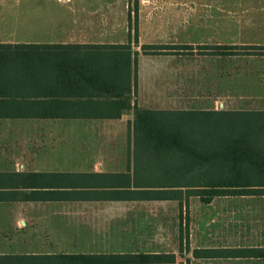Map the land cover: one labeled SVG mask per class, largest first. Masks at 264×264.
<instances>
[{
	"label": "crops",
	"instance_id": "0c3cea01",
	"mask_svg": "<svg viewBox=\"0 0 264 264\" xmlns=\"http://www.w3.org/2000/svg\"><path fill=\"white\" fill-rule=\"evenodd\" d=\"M36 1H54L60 8L57 16L66 21L52 31L59 37L0 44L124 45L130 41L136 53V84L127 111L107 96L31 97L26 103L0 104V109H49L61 115L0 118V173L52 174L59 183L44 190L53 194L51 199L0 201V256L68 254L62 251V243L68 232L77 234L76 227L82 225L68 215L69 208L142 202L113 198L114 188L101 187L108 181H126V173L133 172L130 125L135 106L237 111L247 108L240 106L236 96L228 99L226 83H264V49L252 55L221 53L223 46L264 48V0H119L118 9L115 0ZM143 45L191 49L181 54L146 55ZM206 46L214 47L215 54L199 49ZM42 70L45 73L36 75L38 80L56 78L47 67ZM250 104L251 110L264 111V93L252 94ZM112 111L120 116L92 117ZM84 176L97 186L65 187L67 178L81 180Z\"/></svg>",
	"mask_w": 264,
	"mask_h": 264
},
{
	"label": "trees",
	"instance_id": "16d2710c",
	"mask_svg": "<svg viewBox=\"0 0 264 264\" xmlns=\"http://www.w3.org/2000/svg\"><path fill=\"white\" fill-rule=\"evenodd\" d=\"M134 20L136 22L137 16ZM137 41V32L134 33ZM142 53L181 54L189 46L143 45ZM215 54L214 47H200ZM225 55H252L256 46H223ZM47 67L54 80H38ZM136 84V53L124 45L0 44V104L27 98L107 96L130 109ZM110 110V109H107ZM49 109H0V118L61 116ZM133 172L108 181L112 197L126 201H176L190 197L210 203L218 196L264 197V111L133 109ZM91 116V115H89ZM117 118L120 112L92 115ZM52 174L0 173V201L51 199L59 185ZM61 183V182H60ZM63 184V183H61ZM67 188L95 187L88 176L67 178ZM117 189V190H116ZM126 189V191H123ZM197 260L264 259L263 247L194 248ZM190 259H186L189 264ZM173 253H96L0 256V264H172Z\"/></svg>",
	"mask_w": 264,
	"mask_h": 264
},
{
	"label": "rangeland",
	"instance_id": "374dc122",
	"mask_svg": "<svg viewBox=\"0 0 264 264\" xmlns=\"http://www.w3.org/2000/svg\"><path fill=\"white\" fill-rule=\"evenodd\" d=\"M114 5L118 9L121 2L115 0ZM59 10L54 1L3 0L0 41L57 39L59 35L52 31L66 21L57 16ZM226 85L228 99L236 96L240 106L247 108L241 110H251L252 94L264 93V83ZM67 212L82 221L76 227L78 233L68 232L62 243V251L68 254L174 253L172 264H186L187 258L189 264H264V259L197 260L191 253L194 248L264 246V197L218 196L208 204L190 197L182 209L176 201H142L69 208Z\"/></svg>",
	"mask_w": 264,
	"mask_h": 264
}]
</instances>
